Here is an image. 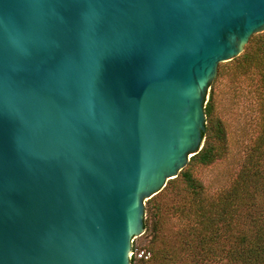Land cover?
I'll list each match as a JSON object with an SVG mask.
<instances>
[{"label": "water", "instance_id": "1", "mask_svg": "<svg viewBox=\"0 0 264 264\" xmlns=\"http://www.w3.org/2000/svg\"><path fill=\"white\" fill-rule=\"evenodd\" d=\"M263 32L264 0H0V264H130Z\"/></svg>", "mask_w": 264, "mask_h": 264}, {"label": "trees", "instance_id": "2", "mask_svg": "<svg viewBox=\"0 0 264 264\" xmlns=\"http://www.w3.org/2000/svg\"><path fill=\"white\" fill-rule=\"evenodd\" d=\"M232 62L240 74L257 75L264 105V33L252 36ZM213 84L204 104L202 149L176 178L145 202L144 229L145 234L149 232L147 251L151 257L140 263L227 260L229 264H264V119L261 132L228 186L211 193L195 174L197 168L209 167L228 155L226 129L215 111ZM170 217H176L179 226L167 235L165 225Z\"/></svg>", "mask_w": 264, "mask_h": 264}, {"label": "rangeland", "instance_id": "3", "mask_svg": "<svg viewBox=\"0 0 264 264\" xmlns=\"http://www.w3.org/2000/svg\"><path fill=\"white\" fill-rule=\"evenodd\" d=\"M212 83H214L212 91L214 92L216 115L224 123L226 129L228 155L209 167L197 168L195 174L205 187L214 193L231 183L246 153L261 132L264 105L260 101L261 92L257 75L240 74L232 60L218 65L217 74ZM178 226L176 217H170L165 225L166 234L172 235ZM148 235L149 232L146 234L144 232L135 240L139 249L147 251ZM209 262L210 264H229L227 260H210ZM134 264L145 263L134 262Z\"/></svg>", "mask_w": 264, "mask_h": 264}, {"label": "built area", "instance_id": "4", "mask_svg": "<svg viewBox=\"0 0 264 264\" xmlns=\"http://www.w3.org/2000/svg\"><path fill=\"white\" fill-rule=\"evenodd\" d=\"M136 239L137 238L131 240L130 260H133L134 262L148 261L151 257L150 252L139 249L135 244Z\"/></svg>", "mask_w": 264, "mask_h": 264}]
</instances>
